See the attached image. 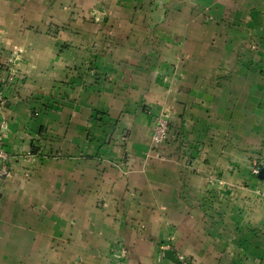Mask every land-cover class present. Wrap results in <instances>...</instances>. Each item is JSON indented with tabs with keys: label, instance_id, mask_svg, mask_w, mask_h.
Here are the masks:
<instances>
[{
	"label": "crops",
	"instance_id": "crops-1",
	"mask_svg": "<svg viewBox=\"0 0 264 264\" xmlns=\"http://www.w3.org/2000/svg\"><path fill=\"white\" fill-rule=\"evenodd\" d=\"M0 86V264H264V0H0Z\"/></svg>",
	"mask_w": 264,
	"mask_h": 264
},
{
	"label": "built area",
	"instance_id": "built-area-1",
	"mask_svg": "<svg viewBox=\"0 0 264 264\" xmlns=\"http://www.w3.org/2000/svg\"><path fill=\"white\" fill-rule=\"evenodd\" d=\"M3 97V87L0 86V98ZM4 132L5 126L0 122V177L10 175V164L12 156L4 148ZM170 134V120L168 113L159 115L155 119L152 132L153 146L165 144L169 139ZM30 155V153H29ZM261 170V165L255 163L252 167L253 174H258Z\"/></svg>",
	"mask_w": 264,
	"mask_h": 264
},
{
	"label": "water",
	"instance_id": "water-1",
	"mask_svg": "<svg viewBox=\"0 0 264 264\" xmlns=\"http://www.w3.org/2000/svg\"><path fill=\"white\" fill-rule=\"evenodd\" d=\"M165 254H166L167 257H169L171 259H174V260L176 259L175 255H174V251L172 249H167L165 251Z\"/></svg>",
	"mask_w": 264,
	"mask_h": 264
},
{
	"label": "rangeland",
	"instance_id": "rangeland-1",
	"mask_svg": "<svg viewBox=\"0 0 264 264\" xmlns=\"http://www.w3.org/2000/svg\"><path fill=\"white\" fill-rule=\"evenodd\" d=\"M251 173H253V172H252V168H251Z\"/></svg>",
	"mask_w": 264,
	"mask_h": 264
},
{
	"label": "trees",
	"instance_id": "trees-1",
	"mask_svg": "<svg viewBox=\"0 0 264 264\" xmlns=\"http://www.w3.org/2000/svg\"><path fill=\"white\" fill-rule=\"evenodd\" d=\"M260 164V163H259Z\"/></svg>",
	"mask_w": 264,
	"mask_h": 264
}]
</instances>
